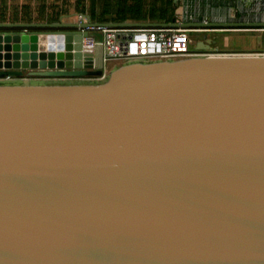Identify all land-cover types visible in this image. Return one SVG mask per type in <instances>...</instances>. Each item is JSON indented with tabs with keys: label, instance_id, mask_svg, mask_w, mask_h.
Returning <instances> with one entry per match:
<instances>
[{
	"label": "water",
	"instance_id": "1",
	"mask_svg": "<svg viewBox=\"0 0 264 264\" xmlns=\"http://www.w3.org/2000/svg\"><path fill=\"white\" fill-rule=\"evenodd\" d=\"M100 25L178 24L0 21V264H264V53L100 79Z\"/></svg>",
	"mask_w": 264,
	"mask_h": 264
},
{
	"label": "crops",
	"instance_id": "2",
	"mask_svg": "<svg viewBox=\"0 0 264 264\" xmlns=\"http://www.w3.org/2000/svg\"><path fill=\"white\" fill-rule=\"evenodd\" d=\"M8 1H43V0H8ZM52 1V0H48ZM175 20L167 21L165 19H136L128 18L122 21H164L175 22L178 25H184L193 28L192 35L197 42L205 38L206 33L212 37H219V34H231L232 38L236 34L243 38L252 37L254 42L252 45L244 49L222 48L215 44L212 51L218 52H247V51H263L264 50V0H174ZM84 13V12H82ZM87 18L93 21L90 12L84 13ZM72 15V16H71ZM70 17V18H68ZM79 21L73 14H62L58 21ZM40 21V20H33ZM44 21V20H42ZM107 21L121 20L110 19ZM50 22V21H49ZM207 23H218L216 26H211ZM204 45V44H203ZM121 62L110 64L116 66ZM67 78L55 77H36L35 82H63L68 81ZM5 81L18 82L21 78H9ZM70 81V80H69Z\"/></svg>",
	"mask_w": 264,
	"mask_h": 264
},
{
	"label": "built area",
	"instance_id": "3",
	"mask_svg": "<svg viewBox=\"0 0 264 264\" xmlns=\"http://www.w3.org/2000/svg\"><path fill=\"white\" fill-rule=\"evenodd\" d=\"M87 20L81 13L80 21ZM90 35L84 36L83 43L96 46L98 40L104 44L106 71L112 62L135 60L175 59L187 56L212 55L220 53L196 48L197 40L192 35L193 28L184 25L148 26H92ZM264 53L263 51H258Z\"/></svg>",
	"mask_w": 264,
	"mask_h": 264
},
{
	"label": "trees",
	"instance_id": "4",
	"mask_svg": "<svg viewBox=\"0 0 264 264\" xmlns=\"http://www.w3.org/2000/svg\"><path fill=\"white\" fill-rule=\"evenodd\" d=\"M71 1H76L84 13L90 12L91 17L95 20L107 21L110 19L126 20L128 18L136 19H165L167 21L175 20L176 4L174 0H52L51 7H55L51 16L47 17L46 8L48 0L42 2L43 9L40 17L36 20L58 21L64 13L67 5H72ZM85 1H91L90 8H87ZM97 1H102L101 10L97 9ZM32 1H8L0 0V21H33V10L31 9ZM11 8H18L11 16ZM20 8L22 12H20ZM60 8V9H57ZM24 10V11H23ZM96 81V80H91Z\"/></svg>",
	"mask_w": 264,
	"mask_h": 264
},
{
	"label": "rangeland",
	"instance_id": "5",
	"mask_svg": "<svg viewBox=\"0 0 264 264\" xmlns=\"http://www.w3.org/2000/svg\"><path fill=\"white\" fill-rule=\"evenodd\" d=\"M72 2V5H67L66 8L64 9V13H68V14H73V17H76L78 20L81 19V13L83 12L81 7L80 6H77V2L76 1H71ZM51 2L48 1L47 3V8H46V14L45 16L49 17L51 16V14L53 13V10L56 9L55 7H51L50 4ZM86 5H87V8L89 9L90 7V4H91V1H85ZM14 5L10 6L13 7ZM31 6H32V10H33V16L34 18L36 19L37 17H40L41 15V10L43 9V6H42V2L40 1H32L31 2ZM101 7H102V1H97V9L98 11L101 10ZM18 8H11L10 9V14L11 16L15 15V11L17 10ZM57 9H60V8H57ZM24 11V10H23ZM20 12H22L21 8H20ZM72 16V15H71ZM70 18V17H68ZM46 21V20H44ZM240 35V34H239ZM237 36L236 34H234L233 36H236L237 37V40H234L236 38H232L231 37V34H219V37H218V45L221 46L222 48H236V49H244V48H247L249 47V45H252L254 40L252 37H249V38H239L240 36ZM113 63H117V62H112V65ZM111 64V63H110ZM111 66V65H110ZM114 66H112L113 68ZM111 68V69H112ZM77 81H84V80H80L78 79Z\"/></svg>",
	"mask_w": 264,
	"mask_h": 264
}]
</instances>
